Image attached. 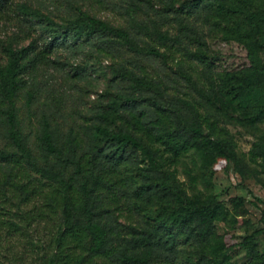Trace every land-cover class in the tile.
Listing matches in <instances>:
<instances>
[{
  "label": "trees",
  "instance_id": "trees-1",
  "mask_svg": "<svg viewBox=\"0 0 264 264\" xmlns=\"http://www.w3.org/2000/svg\"><path fill=\"white\" fill-rule=\"evenodd\" d=\"M81 1L89 6L105 7L102 0ZM202 3L211 9L216 7L215 15L224 22V37L231 38L245 51L244 66L226 73L228 90L224 86L216 90L217 83L213 80H209L207 90H197L188 74L177 72L208 108L217 112V118L209 112L200 114L194 104L182 102L193 113L189 121L179 109L161 98L135 99L117 94L97 108L91 126L82 133L69 129L60 141L49 122L42 119L31 148L20 130L16 103L22 93L26 104L31 103L37 77L49 69L53 63L51 57L59 47L111 59L116 55L115 49H123L136 57L159 58L170 67L179 43L139 21L136 5L126 13L131 30L149 39L143 45L130 30L114 27L82 7H75L69 18L56 20L28 3L0 0V21L36 25L50 40L48 44H40L38 39L30 37V31L22 30L18 36L21 40L31 38L28 45H3L0 60V124L5 128L4 136L11 149H0V162L7 167L6 172L0 166L4 201L0 210L7 213L4 206L13 198H19L18 209L31 207L21 214L19 222L1 220L0 223L17 233L33 223L44 227L47 240H37L34 244L38 264H152L150 258L170 252V247L165 245L173 236H180L178 232L186 242L193 235L196 243L204 244L201 259L187 264H229L233 250L237 249L245 250L247 264H264V255L255 249L253 238L235 243L232 238L214 233V222L226 221L228 214L212 195L203 199L189 197L177 179L180 158L191 151L224 159L226 163L231 161L237 168L235 146L218 122L231 119L233 105L243 111L237 119L243 127L256 128L264 123V0H191V7ZM170 7L165 6V11ZM155 41L163 50L155 46ZM75 70L76 75H81L84 68L77 66ZM112 81L128 83L145 93L157 89L156 93L162 96L147 76H138L122 67L113 71ZM142 103L152 110L149 118L141 109L135 112ZM137 153L144 156L148 168H138V174L132 176L127 169ZM247 156L264 177V142L255 141ZM136 181L139 185L134 201L129 202L128 214L143 212V199L157 201L159 197L172 196L176 201L170 208L159 205L152 213L145 214L155 227L148 238L134 240L144 248L139 256L122 247L124 226L118 222L123 217L124 192ZM261 215L264 224V207ZM165 234L169 235L168 239L161 242Z\"/></svg>",
  "mask_w": 264,
  "mask_h": 264
},
{
  "label": "rangeland",
  "instance_id": "rangeland-1",
  "mask_svg": "<svg viewBox=\"0 0 264 264\" xmlns=\"http://www.w3.org/2000/svg\"><path fill=\"white\" fill-rule=\"evenodd\" d=\"M16 3H28L32 8H39L42 12L50 14L56 20L67 19L75 12V7H82L90 14L114 27L130 30L132 35L143 45L149 41L144 36L137 35L131 30L126 11L136 5V18L145 22L151 29L159 31L171 39L178 41V51L174 53V60L170 67L163 65L159 58L136 57L126 53L123 49H115V57H92L83 53H74L70 48L59 47L51 57L53 62L47 71L37 77V88L33 92V98L29 105L26 104V96L20 94L16 103V116L22 135L27 139L29 146L33 147L35 135L39 129V123L46 119L54 129L56 139L69 130L74 129L82 133L86 127L95 122L94 114L101 105H106L108 98H114L117 94H123L132 98L151 96L161 98L163 101L179 109L184 119L189 121L193 113L183 106L182 102H189L199 110L200 114L209 112L213 118L217 113L211 111L205 101L199 97L196 90L185 82L177 72L188 74L195 83L196 89H208L209 80L216 82V90L226 84V73L244 66L243 56L245 51L231 38L224 37V22L215 15L216 7L211 9L205 3L198 7H191V0H102L105 7L81 0H15ZM165 6H171L165 11ZM30 31V37L38 39L40 44H48L50 40L39 31V27L28 22L0 21V60L2 59V46L8 43L16 47L26 46L30 39L21 40V31ZM155 46L163 48L155 41ZM82 66L84 71L76 75L75 68ZM132 71L138 76H147L157 86L162 96L156 93L141 92L128 83L112 81L114 70L119 68ZM215 92V91H214ZM217 95V94H215ZM232 96V95H230ZM148 116L152 110L147 103L136 107ZM231 119L218 120L234 144V153L238 160L235 168L231 161L221 158L202 156L191 151L180 158L177 166V179L184 186L189 197L198 196L203 199L208 195L222 205L227 212L226 221H215L214 233L232 238L235 243H241L247 238L255 240V249L260 255H264V224L261 222V211L264 207V177L259 174L258 168L248 160V152L251 145L257 141L264 142V123L256 128L243 127L238 119L243 111L233 105ZM145 118V119H146ZM5 128L0 124V149L11 151L4 136ZM211 142L213 141L210 138ZM0 166L7 172V167L0 162ZM138 168H148V163L141 153H137L131 159L127 172L132 176L138 174ZM138 181L130 185L124 192L125 203L119 223L124 238L123 248L133 250L135 256L144 252L141 244H135L137 238H148L154 233V223L149 221L146 213H152L159 205L170 208L176 203L175 198L167 196L158 198L157 201L143 199L144 211L128 214L129 202L134 201ZM8 189V188H7ZM5 189V191H7ZM0 187V207L3 197ZM8 195V193H7ZM19 198H13L0 210V221H20L22 213L28 212L30 206L16 207ZM8 211L10 213H8ZM144 215V216H143ZM130 228H136L132 233ZM19 233L12 227L0 223V263L3 264H38V250L34 244L37 240H47L44 227L31 224L26 229L20 228ZM21 233V234H20ZM158 235L161 231L157 232ZM180 236H173V240L165 246L170 247L166 256L150 258L152 264H187L188 261L198 262L204 251L203 243H196L194 236L190 235L186 242L180 232ZM136 236V237H135ZM167 234L162 235L161 242L168 239ZM192 245V246H191ZM164 246V245H163ZM158 263H155V262ZM249 261L245 250H233L229 264H247Z\"/></svg>",
  "mask_w": 264,
  "mask_h": 264
}]
</instances>
